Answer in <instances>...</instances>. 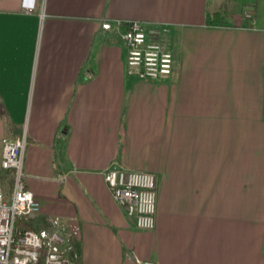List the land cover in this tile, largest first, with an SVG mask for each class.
I'll list each match as a JSON object with an SVG mask.
<instances>
[{"label": "crops", "instance_id": "0c3cea01", "mask_svg": "<svg viewBox=\"0 0 264 264\" xmlns=\"http://www.w3.org/2000/svg\"><path fill=\"white\" fill-rule=\"evenodd\" d=\"M31 1L0 0V159L26 135L38 207L21 224L77 228L78 264H264L263 0ZM105 20L161 25L171 75L128 74ZM112 164L157 177L152 230L113 200Z\"/></svg>", "mask_w": 264, "mask_h": 264}, {"label": "built area", "instance_id": "2783aa9c", "mask_svg": "<svg viewBox=\"0 0 264 264\" xmlns=\"http://www.w3.org/2000/svg\"><path fill=\"white\" fill-rule=\"evenodd\" d=\"M21 4L32 8L31 0ZM246 27L255 25L254 12L243 11ZM126 46L125 66L128 74L142 81H156L171 75L174 55L165 42L163 28L155 23L138 20H105L101 23L104 31L119 32ZM27 138L2 139L0 169L9 173L10 193L0 180V264H77L79 251L75 244L77 228L64 226L59 217H51L49 226L38 231L17 224L28 219L38 207L33 194L26 188L23 173V151ZM105 186L113 200L124 210L137 229L152 230L155 227L157 177L153 173L130 170L112 164L102 173ZM141 264H158L147 260Z\"/></svg>", "mask_w": 264, "mask_h": 264}, {"label": "rangeland", "instance_id": "374dc122", "mask_svg": "<svg viewBox=\"0 0 264 264\" xmlns=\"http://www.w3.org/2000/svg\"><path fill=\"white\" fill-rule=\"evenodd\" d=\"M234 1H235V0H234ZM261 3H262V4H261V5H262V6H261L262 9H261V12H260V13L263 14V13H264V8H263V7H264V0H263ZM223 19L226 20V21L229 20L227 17H224ZM2 172H3V170L0 169V175H2ZM7 174H8V173H7ZM3 181H4V182L2 183V186H3L4 190L8 192V190H9L10 187H11V180H10V177H9V178H6V179L3 180ZM26 221H27V220H25V219L22 218V219H20L19 221H17V222H18L17 224H19V223H22V224H23V223H25ZM78 262H79V261H78ZM77 264H78V263H77Z\"/></svg>", "mask_w": 264, "mask_h": 264}, {"label": "trees", "instance_id": "16d2710c", "mask_svg": "<svg viewBox=\"0 0 264 264\" xmlns=\"http://www.w3.org/2000/svg\"><path fill=\"white\" fill-rule=\"evenodd\" d=\"M2 182H4V181L2 180Z\"/></svg>", "mask_w": 264, "mask_h": 264}]
</instances>
